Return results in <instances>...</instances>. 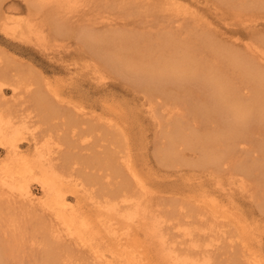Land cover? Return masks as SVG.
I'll return each instance as SVG.
<instances>
[{
	"label": "bare ground",
	"instance_id": "bare-ground-1",
	"mask_svg": "<svg viewBox=\"0 0 264 264\" xmlns=\"http://www.w3.org/2000/svg\"><path fill=\"white\" fill-rule=\"evenodd\" d=\"M22 1L27 14L20 17L0 0V31L37 47L47 59L56 57V68L69 74L64 85L67 93L74 92L78 75L102 87L113 74L129 81V85L132 82L140 98L148 100L147 105L155 102L166 106V126L156 121L160 132L164 131L156 155L162 165L176 168L171 173L180 175L184 169L177 168L188 158L195 159L203 171L201 180L192 186L203 194L201 202L192 199L168 208L153 203L154 192L134 171L129 155L122 152L125 147L117 148L120 144L112 138L107 110L102 109L105 111L95 122V116L80 106L56 98L59 106L55 111L49 108L53 103L47 100L49 105L42 96L47 94L42 93L44 83L41 81L39 86L33 81V73L26 75L29 78L21 92L24 95L19 96L24 97L17 103L19 107L15 102L10 106L8 100L17 95L25 75L15 70L17 62L7 59L0 64V209H6L5 215H14L15 209L39 217L36 228L42 233L40 239L48 240L43 264H219L214 259L220 250L244 243V227L240 225L243 212L236 209L242 196L252 199L253 174L264 189V36L259 33L255 38L248 36L247 41L234 39L239 37L229 40L207 16L184 8L179 1L159 0L157 5L154 0ZM131 6L143 7L147 12L151 8L160 10L167 26L155 29L154 38L147 28L141 33L138 27H127ZM212 7L222 10L212 12L219 23L231 20L250 33L264 26L260 25L264 0L239 1L236 5L214 0ZM107 8L119 10L114 14ZM193 18L199 24L192 34L187 20ZM65 39L69 40L64 45L65 54L53 52L52 40ZM73 51L87 59L81 66L87 68L84 74L71 67L76 60ZM8 65L11 69L13 66L16 75L13 69L9 74ZM226 69L243 84L235 85ZM190 82H196V87L206 84L209 89L190 91V86L194 87ZM3 85L10 88L12 98H4ZM182 111L191 115V122L181 121ZM147 112L151 116L152 107ZM97 125L109 132L104 136L102 129L101 143L95 135ZM115 130L117 135L124 131ZM255 132L262 134L257 145L260 156L255 155L250 162L238 159ZM74 146L79 147L75 154L78 157L71 159L69 153L76 152L71 148ZM261 196L250 206L264 213V194ZM2 214L0 218L4 219ZM11 217L0 219V264H9L5 240L20 230V220ZM22 241L23 237L20 245ZM58 242L72 244L77 253L84 255L83 261L72 253L58 252L53 245ZM37 244L30 242L31 246ZM254 262L249 259L245 263L263 264Z\"/></svg>",
	"mask_w": 264,
	"mask_h": 264
},
{
	"label": "rangeland",
	"instance_id": "rangeland-1",
	"mask_svg": "<svg viewBox=\"0 0 264 264\" xmlns=\"http://www.w3.org/2000/svg\"><path fill=\"white\" fill-rule=\"evenodd\" d=\"M155 1H157V2H155ZM158 1L159 0H154L153 2L156 3L155 5H157ZM161 1L166 2L169 0H161ZM161 1H160V3H161ZM171 1H177V2L179 1L181 6H183L184 8L186 7L187 9L191 10L192 12H194L196 14L207 16L209 18L208 20L212 23V25L214 24L217 29H220V30L222 29L221 31H223V30L225 31V34H223L222 36H226L227 38H231L229 40H234V39L240 40L242 38L241 42L243 39H245L247 41V39H249L250 36H254L252 38H255L256 36H258L259 33H260L259 35L264 36V28H263L264 26L261 27V29H260V26H257V24H256L255 26H257V28L256 27L255 28L257 29V31L254 30L255 32H251L252 33L251 34L249 32V29L247 31V29H243L239 25H234V24H232L231 20L229 21L231 23H229L228 21H225L226 22L225 23L224 20L222 19V22L219 23L217 21L216 17H214L212 14L215 13L216 11H222V10L219 8L216 9V8L212 7L214 0H209V1H205V0H171ZM228 1H230L231 3L236 5L239 1H245V0H228ZM3 2H4V5L6 7H8L9 10L13 14H15V15L18 14V15H20V17L25 16L27 14L26 9H25V4L22 0H3ZM151 7H153V6H150L148 9H150ZM84 8H86V6H84ZM136 8L137 7H135V6L134 7L131 6L128 9V16L129 17L127 16V20H129V21L133 20V21H131V24L129 21H127L129 23V25L127 27L134 26L135 29H136V27H138L136 30L138 32H139V30H141V33L143 31L142 29H144L143 33L146 31H151V37L154 38L156 32L158 30H160L158 28H162L161 25H164L165 27L167 26V21L165 20L164 17H162V12L160 10H158V9L155 10L156 8L155 9L151 8L152 10H148V12H147L146 9H144L143 7H139L138 9H136ZM142 8H143V10H142ZM113 9L111 10V9L107 8L108 13H114L115 14L116 10L118 13L119 9L116 8V10L114 9L115 11ZM213 9H215L216 11L215 10L213 11ZM132 11L134 12V14ZM225 11L229 14L228 10H225ZM144 12H145V14H144ZM130 14H132V16ZM116 15H119V14H116ZM107 16H111V15L108 14ZM259 18H256V19L259 20ZM136 20H137V22H136ZM226 20H228V18H226ZM139 21H141V22H139ZM259 21H255V22L258 23ZM223 22H224V24H223ZM198 24H199V21H196L195 18L188 19L187 20V28L190 29L189 32L193 34L194 30L198 31V29H197ZM262 24L264 25V19L261 18L260 25L262 26ZM232 25L235 27H233ZM230 26H232L233 28ZM226 27H229L231 29L226 28ZM146 28H147V30L145 31ZM227 32L230 34L228 35ZM232 37L233 38L239 37V38L233 39ZM191 38H192V36H191ZM218 38H220V36ZM245 40H243V41H245ZM68 41H69L68 39H65L64 41L52 40V42H53L52 46H54V47H52L54 49L53 52H56L57 54H58L57 51H59V52L61 51L62 53L65 52V46L64 45H66L68 43ZM256 42H258V41H256ZM73 43H75V42H73ZM74 45L76 46V44H73V46ZM34 48H36V49H34ZM239 49H241L243 51V48L241 45L239 46ZM77 50H75V51H77ZM241 50H239V51H241ZM75 51H73V54L74 55L76 54L75 55L76 60H75L74 65H72L71 67L77 68V70L79 71V74H84L85 70L87 68H82L81 66H82V64H85L87 62V59H86V57H83V55L80 52H75ZM42 54L43 53L41 52V50H39L37 47L28 46L27 44L22 43L16 39H11V38L7 37L6 35H4L0 31V55H2L1 59H0V64L3 65V62H2L3 60H5V61L7 59H10L11 61L14 60L15 62H17L16 67H17V65H19L18 63L23 65V66L19 65L18 69H16V67L14 66L15 70L19 71L17 73H19V75H21V73H22V76L25 75V77L23 76L25 82L23 80H21V81H23V84L21 85L20 89H17V92H16L17 95H15L14 98H12V96L10 94L12 92V91H10V88H8V87L6 88V86L3 85V90L5 91L4 92V96H5L4 98H6V99L12 98V99L8 100L9 105L11 104L10 102H13V103L15 102L16 107H19V106H17V105H19L17 103L21 102L24 99V97H19V96H20V94L21 95L23 94L21 92L23 91V88L25 87L24 86L25 83H27V81H28V79H27L28 76H26V75L29 74V76H30L33 73V75L31 77L33 78V81H35V80L38 81L37 83L39 84V86H41V83H44V84L47 83V84H45V86H44V84H42V90L45 91V92L42 91V93H47L48 95L42 94V96H44V99L46 101L49 100L51 103H53L54 106L55 105L57 106V107L56 106L53 107L52 104H51V106H49V108L51 107L54 110L56 109L55 111L58 110V106H59V104L56 103V98L63 100L62 102H64V103H65V101H71L73 105L80 106L84 111L86 110V111H88L89 114L91 113L92 116H95V118H96L95 122H96L97 118L100 116V113L105 111V110L103 111L102 109L105 108L107 110V116L112 122L111 123L112 126L110 127V131H112L111 134L112 135L114 134V136L112 138L116 139V141H117V143L115 142L116 144H120V145H117V148H119L121 150L122 147H125L124 149H122V152H124V154H126V155H129L131 162L134 164V171L137 172V174L141 177V179L147 185V187L154 192V198L152 200L153 203H157L160 206L164 205L166 208H168V207H173L174 205H178L177 204L178 202H183V201L186 202L187 200L193 199V200L200 201V202L202 201V194L203 193L200 190H197L196 188H194L192 186L194 183L196 184L197 182H199L201 180V178L199 176L200 172L203 171V170H201V167H200L201 165H199V163L194 161L195 159L191 160L190 158H188L189 160H187L185 163H183L180 167L177 168V169H184L183 174L180 175L179 173H176V172L171 173L176 168L167 167L168 165H162L160 163L162 161L160 160L159 156L156 155V151H158L157 146L161 145L162 135L164 132V131L162 133L160 132L162 129H159L156 126V121L159 119L161 126L162 127L166 126L167 121L165 120V118L168 117V116H166L168 114H165V116H164L166 106L158 105L159 103H155L154 101H153L154 104H150L151 106L147 105L148 100L147 99L145 100L146 97H143V96H142V99L140 98L141 94L138 93L139 91L137 92V90H136V88L132 82H130V85H129L128 84L129 81L127 83L126 82L127 80L124 79V81H123V78L121 80L120 76L117 77L116 75H113V74L110 75V79L106 80V83L103 84L104 86H102V87L95 85L94 81H89L86 78H83V80H81L80 79L81 75H78L77 84H73L74 89H75L74 92H72L71 94L67 93V89H64L65 88L64 85H67L66 83L69 81V74L64 69L56 68L58 65V62H56V60H54L56 57H54L53 60H50L49 58L47 59V57L42 55ZM64 54L65 53H63V55ZM78 54H80V56H78ZM49 55L50 54H48V56ZM3 56L6 58H4ZM2 57H3V59H2ZM209 57L210 56L208 55L207 58H209ZM83 59H85V61ZM12 65H13V63H12ZM10 66L11 65H8L9 68H10ZM20 67H23V69L19 70ZM9 68H7V69H9ZM14 68L12 66L13 73L15 74ZM12 69L10 68V70L8 71V72H10L9 74L12 73L11 72ZM26 69H28V70H26ZM225 71H226V75L231 77V81H233L235 85H242L243 84L239 77L235 78L237 76L234 75L231 72V70L226 69ZM29 72H31V73H29ZM35 75H36V77H35ZM38 75H41V76L39 77ZM113 76H115V77H113ZM115 78H116V80H115ZM43 80H46V81H43ZM115 83H117V84H115ZM131 83L133 85H131ZM191 83L194 84V87H192L193 85ZM190 85H192V86H190V88L191 89L193 88L192 90L190 88H188V90L190 89V91H197V90H201L203 88H204L203 90H205L207 87H209V86H206V84H203V86L199 85L198 87H196L197 86L196 82H190ZM200 86H201V88H200ZM51 89H53V90H51ZM207 89H209V88H207ZM47 90H49V91H47ZM55 92L57 93V96H53V94ZM51 93H52V95H50ZM136 96H138V97H136ZM152 100H154V99L152 98ZM188 100H191V99H188ZM50 102L47 101V103H49V105H50ZM144 103H146V104L144 105ZM10 106H12V105H10ZM148 106L152 107V110H153V113L151 114V116L155 115L152 118H150L151 116H150L149 112H147V114H146V111H148V109H149ZM144 110H146V111H144ZM148 114H149V117H148ZM181 116H182L181 121H183V122H185V121L191 122V120H192L191 115L187 114L185 112H183L181 114ZM154 117H156V118H154ZM56 118H54L55 119L54 121H56ZM91 123H94V121ZM103 127L104 126L98 127V125H97V129L98 128L99 129L95 130L96 134L95 133L94 134L98 135V137L102 136L101 133H102ZM120 128L123 129L124 131L121 134H118V135H120V136H118L116 130L115 131H113V130L114 129H120ZM104 131H103V135L108 136L107 134H109V132L106 130L107 133H106V131L104 133ZM104 136L100 137V143H101V139L104 138ZM115 136L118 138H116ZM120 137H122V138H120ZM251 137H252L251 140L248 142V144L246 146L247 150L246 151H240L238 153V159L245 158L249 161L250 159L254 158L255 155L260 156V154L258 152L259 149H257V145L260 142L262 134L260 132H255L252 134ZM106 138H108V137H106ZM105 139H104V141H107L109 138L106 140ZM117 139L118 140L122 139V140H120V142H119ZM68 142H70V141L68 140ZM104 143L106 144V142H104ZM104 143H102V144H104ZM72 145H73V143H72ZM71 148H72V150H74L76 152H73L74 154L70 152L69 154L72 155V157L74 156L73 158L72 157H70V158L75 159L76 157H78L75 154H77V150L79 149V147L74 146ZM124 150H126V151L129 150V151H128V153L127 152L125 153ZM185 152H190V151L185 150ZM120 154H121V152H120ZM262 154L264 155V152ZM2 156H3V152L0 149V158ZM120 156H122V155H120ZM81 159H83V158H81ZM66 160H68V159H65V161ZM78 160H79V162L83 161V160L82 161L80 160V157L78 158ZM66 162L69 165L71 163V162L69 163L68 161H66ZM193 162H194V164H193ZM195 162H196V164H195ZM195 167H196V169H195ZM250 182H251L250 185H253L255 187L254 194H252V199L249 197V200H248V198L246 197L247 194H245V197L247 199L246 198H245L246 200L243 199L244 197L242 196V198L240 200L241 202L239 203V205L237 206V209H236L240 213L243 212L242 216L244 217V220H241V221L239 220V221L243 223L240 225H243V227H244L243 228V230H244V237H243L244 243L243 242L240 243L237 241L241 245L237 243L236 245H233V248H229V247L225 246L224 250H220L221 254L220 253L216 254L215 259H214V261H217L219 264H246L245 262L249 259L252 260L253 263H255L254 261H256V263H260L263 261V264H264V213L263 212L260 213L258 211V209L255 208V205L252 206L253 205L252 202L262 198L261 195L264 194V189L259 187V185H261V182H258L256 174H253V176L250 177ZM68 194H70V193H68ZM254 199H256V200H254ZM68 200L71 201L72 203H74V199H72V197H69ZM248 202H249V205L247 204ZM250 204H252V205L250 206ZM258 208H259V206H258ZM16 209H18V208H16ZM0 210H1L0 211L1 214L4 213V216L5 217L7 216V218L9 220H10L11 216L12 217L15 216L14 218H16L17 220H20L19 221L20 230L17 231L14 235L11 234V238H10L11 240L9 239V241H8V240L4 239L5 242L3 241L5 245L7 242V245L5 246V248L10 253V255L7 256L9 258L6 259L9 261V264H43V262L45 261V258H44L45 252H43V251H44V248L46 249L48 246L47 245L48 240L47 239L45 240V238H41L42 240L40 239V234H42V233L40 232V230H38L36 228L39 217L33 212L30 214L29 213L27 214V212L22 211L23 214L25 213L23 215V214H21V210L16 211L15 209L13 210V211H15L14 215L13 214L10 215L11 213H8V215H5V213L7 212V211L5 212L6 209L4 208V209H0ZM32 211H34V210L32 209ZM2 216H3V214H2ZM5 217H4V219H5ZM14 218H12L11 220H13ZM0 219H3V218H0ZM40 220H42V219H40ZM2 224H4V223H2ZM2 229L3 228H0L1 231H2ZM247 229H248V233H247ZM8 237H9V235H8ZM21 237H23V241H22V244L20 245ZM32 240H34L35 242H39V244L31 246L30 242ZM68 244L69 243H62V242L53 243L55 249H57L58 252L64 251V252L72 253L74 255V257H77L79 259V261H83L84 255L77 253L74 249V246L72 244H69V245ZM255 255H256V257H255ZM3 264H8V262L5 263L3 261Z\"/></svg>",
	"mask_w": 264,
	"mask_h": 264
}]
</instances>
